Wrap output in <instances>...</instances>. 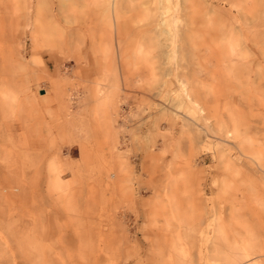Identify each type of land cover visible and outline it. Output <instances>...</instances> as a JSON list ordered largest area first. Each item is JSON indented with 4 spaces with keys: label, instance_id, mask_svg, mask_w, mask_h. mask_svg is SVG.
I'll use <instances>...</instances> for the list:
<instances>
[{
    "label": "rangeland",
    "instance_id": "1",
    "mask_svg": "<svg viewBox=\"0 0 264 264\" xmlns=\"http://www.w3.org/2000/svg\"><path fill=\"white\" fill-rule=\"evenodd\" d=\"M158 1L0 0V264H264V0Z\"/></svg>",
    "mask_w": 264,
    "mask_h": 264
},
{
    "label": "bare ground",
    "instance_id": "2",
    "mask_svg": "<svg viewBox=\"0 0 264 264\" xmlns=\"http://www.w3.org/2000/svg\"><path fill=\"white\" fill-rule=\"evenodd\" d=\"M39 0H35V3H37ZM84 1V0H82ZM94 2H100V0H93ZM103 1V0H102ZM108 1V0H107ZM165 1V2H164ZM159 0V6L154 9V11L151 13L150 18H151V22H150V29L152 28L154 31V34L156 36V42H154V44H151L152 46H157V47H162L164 50L162 53H164L165 56V60L170 61L172 63H176L178 60L179 62L181 61L182 57H183V48L180 45H176L175 46V31L173 28V25H171V22L173 21V14L175 12V10L177 9V5L181 8V12H180V22H179V37L182 40L183 37V33L181 30V27L183 25V16H184V12L187 8V0ZM64 2V1H63ZM87 2V1H86ZM32 3H34V0H28V5L32 6ZM41 4V3H40ZM27 5V4H26ZM39 5V4H37ZM42 7V6H41ZM40 7V8H41ZM38 8V7H37ZM110 10L112 11V9L114 8V4L112 3V5H110ZM24 11V10H23ZM37 15V14H36ZM22 16V15H21ZM23 17V16H22ZM42 18V17H41ZM40 18V19H41ZM42 20V19H41ZM41 22V21H40ZM41 24V23H40ZM37 25V24H34ZM27 26V25H25ZM38 26V25H37ZM37 26H35L37 28ZM33 27V25H32ZM36 30V29H35ZM38 31V30H37ZM149 49V48H148ZM159 55V54H158ZM167 61V62H168ZM171 63V64H172ZM170 64V66H171ZM177 64V63H176ZM173 65V64H172ZM172 67V66H171ZM155 68V67H154ZM169 70V69H168ZM156 71V70H155ZM181 72V70H180ZM184 78V77H183ZM181 76L178 77L176 79V81L178 83H180V86L182 87L183 91L185 92L186 97L189 99L190 103H191V107L187 108L185 110V112H183V118L185 121V124L188 127H191L192 129H199V122L200 120L204 119V120H208V115H206L207 111L210 112L212 109L209 107L208 109H206L203 104L201 103L200 99L193 95L192 92H189V84L187 85L186 83L187 80L183 79ZM159 79V78H158ZM173 99V98H172ZM169 102V101H168ZM176 102V101H175ZM164 104V103H163ZM178 105V109H179ZM164 107H166L164 109V111H166L167 113H177V111L179 112V110H176L174 107L172 106H167L165 105ZM213 114V113H212ZM213 116V115H212ZM211 116V117H212ZM202 118V119H201ZM210 121V120H209ZM169 122V121H168ZM228 125V124H227ZM221 131L223 132V135L225 138H231V137H237L239 129L236 126H233L232 128H227L225 125L221 124ZM227 142V141H226ZM242 144V143H241ZM240 145V144H239ZM236 146V149L238 151V153L240 155H242L243 157H248L250 160L249 163V167H250V174H262L264 172L263 169V162H260V159L257 156H253L251 152H247L248 155H246V152L243 150L242 147L240 146ZM247 146V145H246ZM246 150V149H245ZM216 153V152H215ZM250 156V157H249ZM214 157V156H213ZM215 158V157H214ZM238 159V158H237ZM224 160V159H223ZM228 160V159H227ZM239 160V159H238ZM264 160V159H263ZM231 161V160H230ZM226 162V160H225ZM229 163V161H227ZM221 163V162H220ZM236 165V164H235ZM231 166L232 165H228ZM239 166V165H238ZM242 166V165H241ZM238 170V169H236ZM241 171V170H240ZM245 171V170H244ZM242 172V171H241ZM240 172V173H241ZM243 173V172H242ZM241 173V174H242ZM248 173V172H247ZM246 175V174H245ZM249 176V175H248ZM247 176V178H248ZM252 176V175H251ZM244 177V175H243ZM256 178V177H255ZM261 178V177H260ZM250 179V178H249ZM259 179V178H258ZM252 180V179H250ZM254 180V179H253ZM257 181V180H256ZM243 182V181H242ZM249 182V181H248ZM255 182V181H254ZM253 182V183H254ZM256 184V182L254 183ZM259 184V183H258ZM258 186V185H257ZM176 210V209H175ZM222 220V219H221ZM223 221V220H222ZM210 222V221H209ZM221 222V221H220ZM226 227V226H225ZM208 229H210L208 227ZM241 230V229H240ZM196 247V246H195ZM185 252V251H184ZM193 254V253H192ZM231 254V253H230ZM237 256V255H236ZM241 259V258H239ZM208 261V260H207ZM238 261V260H237ZM212 262V261H211Z\"/></svg>",
    "mask_w": 264,
    "mask_h": 264
},
{
    "label": "crops",
    "instance_id": "3",
    "mask_svg": "<svg viewBox=\"0 0 264 264\" xmlns=\"http://www.w3.org/2000/svg\"><path fill=\"white\" fill-rule=\"evenodd\" d=\"M221 228H222V223H220V221L218 220L217 224L215 225V232L217 233L218 238L221 237V234H220L222 233Z\"/></svg>",
    "mask_w": 264,
    "mask_h": 264
}]
</instances>
